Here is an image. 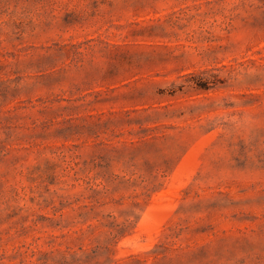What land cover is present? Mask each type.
Here are the masks:
<instances>
[{
	"label": "rangeland",
	"instance_id": "374dc122",
	"mask_svg": "<svg viewBox=\"0 0 264 264\" xmlns=\"http://www.w3.org/2000/svg\"><path fill=\"white\" fill-rule=\"evenodd\" d=\"M0 264H264V0H0Z\"/></svg>",
	"mask_w": 264,
	"mask_h": 264
}]
</instances>
